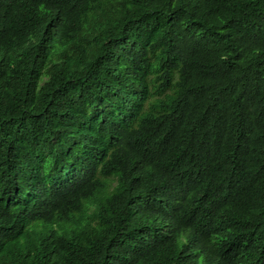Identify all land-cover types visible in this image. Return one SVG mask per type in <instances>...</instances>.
Instances as JSON below:
<instances>
[{"label":"trees","instance_id":"16d2710c","mask_svg":"<svg viewBox=\"0 0 264 264\" xmlns=\"http://www.w3.org/2000/svg\"><path fill=\"white\" fill-rule=\"evenodd\" d=\"M0 264H264V0H0Z\"/></svg>","mask_w":264,"mask_h":264}]
</instances>
